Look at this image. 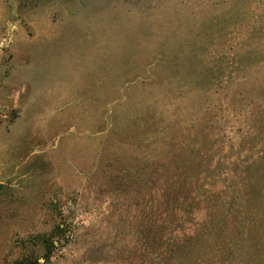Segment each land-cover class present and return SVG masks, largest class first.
I'll use <instances>...</instances> for the list:
<instances>
[{"label": "rangeland", "instance_id": "374dc122", "mask_svg": "<svg viewBox=\"0 0 264 264\" xmlns=\"http://www.w3.org/2000/svg\"><path fill=\"white\" fill-rule=\"evenodd\" d=\"M0 264H264V0H0Z\"/></svg>", "mask_w": 264, "mask_h": 264}]
</instances>
